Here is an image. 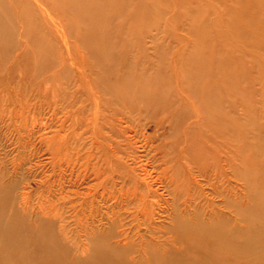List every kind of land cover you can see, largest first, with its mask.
Here are the masks:
<instances>
[{"label":"rangeland","instance_id":"1","mask_svg":"<svg viewBox=\"0 0 264 264\" xmlns=\"http://www.w3.org/2000/svg\"><path fill=\"white\" fill-rule=\"evenodd\" d=\"M0 19V209L29 229L49 222L38 263L52 242L61 264L99 245L122 264H190L199 250L178 223L251 234L264 0H0ZM206 98L220 136L194 104ZM250 254L219 264H264Z\"/></svg>","mask_w":264,"mask_h":264},{"label":"bare ground","instance_id":"2","mask_svg":"<svg viewBox=\"0 0 264 264\" xmlns=\"http://www.w3.org/2000/svg\"><path fill=\"white\" fill-rule=\"evenodd\" d=\"M79 12L80 11L78 10L77 16L79 15ZM8 23L9 21H3L0 19V29L3 31L2 34H7L6 32H9L8 26L10 25H8ZM94 49L97 50L96 48ZM99 51L103 52L104 50L99 47ZM121 92H124L129 95L130 91L128 90V88H125L124 86ZM211 98H215V97L212 96ZM205 102L215 103L213 101L208 102L206 98V99H203L201 103L195 102L194 104L196 105L197 108H200L199 111H201L203 114V120H205L204 121L205 126L210 127L212 129H215V126H216L219 129V126L222 124V117L219 114L218 115L211 114L209 112L211 108L207 105V103L204 105ZM212 124L214 127L212 126ZM220 133H221V130L219 129L217 134L220 136ZM253 178L254 180H256L257 179L256 175H254ZM257 181L258 182L255 185V188L261 189V186H260L261 180L257 179ZM253 199L254 201H256V204H257L256 210L258 209L255 215L256 218L253 217L252 219H250L249 216H246L248 217L246 219L247 222L251 225L250 226L251 234H248V233L242 234L239 232H235L234 230L229 231L228 229L224 227L223 222H219V221L213 222L212 224H208V225H202V224H195V225L182 224L181 225L179 223L177 224L175 228L181 231L180 237L189 246H194L197 250H199V258L196 261H192V263L190 262V264H219V263H222L221 261H224L227 257H232V259L237 260L238 258H242L243 256H246V255L250 256L251 255L250 253L254 254L257 251H264V192L261 193L258 190H254ZM4 213H5V209L1 208L0 209V231L5 229V231H7L8 232L7 234L9 235L3 236L0 234V244L4 247L2 251H0V259L2 263H4L3 260L7 258H14L15 260H18V259L23 260L24 258L29 264H41V263H38L33 258V256L36 253H39V250H42L45 248L43 247L44 246L43 241H45V239L48 238V237H45L47 235L45 228H46V224H48L49 222L42 221L38 229H34V227L33 229H29L25 227L24 223L21 222V220L18 219L17 217L10 216L9 218H7L5 217ZM113 214L114 213H112L111 215ZM108 220L110 222V219ZM116 222L118 223L119 221H116ZM103 223L105 222L103 221ZM112 226L114 225L112 224ZM117 230L118 231H116L117 232L116 238L119 239L118 244H122L123 242H125L126 240L125 238L129 237L127 236V232H130L131 229L130 228L122 229L121 226L118 224ZM134 231H136L137 233L136 228H134ZM26 234H29V236L33 235L34 239L39 240L41 244H37L35 241L34 243H32V246H31L32 250L30 251L27 250L29 247H27L26 245L22 243L23 240H26L24 238ZM252 237L253 238L256 237V240H253ZM90 241L91 240H88V242ZM8 245L15 246L18 252H11V253L6 252L5 248L8 247ZM48 245L49 246L46 247V252L48 253L46 257L47 262H45L44 264H57V263L61 264L63 262V256H64L63 253L55 250V243L49 242ZM92 253L93 254L87 259V261H85L86 264H122V261L120 260L119 256L115 254V252L107 250V247H105L104 245H99V247L97 248L95 247V250L93 249ZM263 257L264 256H262L261 258L264 259ZM253 260L254 259H251V262ZM197 261H200V262H197ZM193 262H197V263H193ZM177 264H179V262ZM251 264H253V262Z\"/></svg>","mask_w":264,"mask_h":264}]
</instances>
